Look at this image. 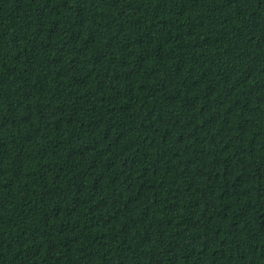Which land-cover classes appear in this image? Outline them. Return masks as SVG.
I'll list each match as a JSON object with an SVG mask.
<instances>
[{"label": "trees", "instance_id": "16d2710c", "mask_svg": "<svg viewBox=\"0 0 264 264\" xmlns=\"http://www.w3.org/2000/svg\"><path fill=\"white\" fill-rule=\"evenodd\" d=\"M0 264H264V0H0Z\"/></svg>", "mask_w": 264, "mask_h": 264}]
</instances>
